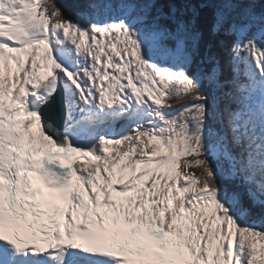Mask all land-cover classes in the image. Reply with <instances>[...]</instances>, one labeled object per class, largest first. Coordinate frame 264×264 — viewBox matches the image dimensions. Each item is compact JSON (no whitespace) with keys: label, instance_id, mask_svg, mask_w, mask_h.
I'll list each match as a JSON object with an SVG mask.
<instances>
[{"label":"snow or ice","instance_id":"1","mask_svg":"<svg viewBox=\"0 0 264 264\" xmlns=\"http://www.w3.org/2000/svg\"><path fill=\"white\" fill-rule=\"evenodd\" d=\"M0 264H264V0H0Z\"/></svg>","mask_w":264,"mask_h":264},{"label":"trees","instance_id":"2","mask_svg":"<svg viewBox=\"0 0 264 264\" xmlns=\"http://www.w3.org/2000/svg\"><path fill=\"white\" fill-rule=\"evenodd\" d=\"M55 2L60 5L62 8L71 10L72 6L78 3H82L83 0H55Z\"/></svg>","mask_w":264,"mask_h":264}]
</instances>
